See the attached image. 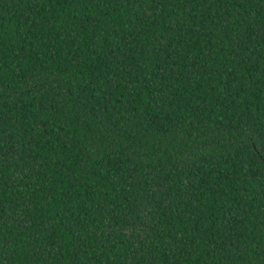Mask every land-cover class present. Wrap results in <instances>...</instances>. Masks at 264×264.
<instances>
[{
    "label": "trees",
    "instance_id": "16d2710c",
    "mask_svg": "<svg viewBox=\"0 0 264 264\" xmlns=\"http://www.w3.org/2000/svg\"><path fill=\"white\" fill-rule=\"evenodd\" d=\"M0 264H264V0H0Z\"/></svg>",
    "mask_w": 264,
    "mask_h": 264
}]
</instances>
